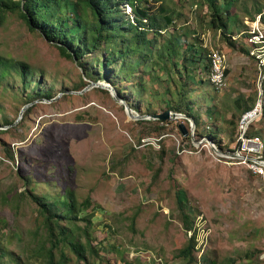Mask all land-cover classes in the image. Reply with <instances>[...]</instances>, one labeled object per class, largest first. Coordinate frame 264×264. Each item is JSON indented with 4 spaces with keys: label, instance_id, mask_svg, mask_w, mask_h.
Instances as JSON below:
<instances>
[{
    "label": "rangeland",
    "instance_id": "1",
    "mask_svg": "<svg viewBox=\"0 0 264 264\" xmlns=\"http://www.w3.org/2000/svg\"><path fill=\"white\" fill-rule=\"evenodd\" d=\"M199 1L163 0L154 2V9L164 2L176 10L178 30L190 27L189 40L195 38L212 57L214 52L222 56L225 83L218 86L211 72L204 73L192 97L203 126L222 128V148L184 113L146 118L158 125L131 117L127 104L141 114L170 110L159 82L146 81L144 99L129 86L119 90L123 82L113 84L111 75L97 81L105 87L97 85L83 63L63 55L57 42L32 31L17 13L0 16V55L30 66L27 88L19 72L0 80V129L9 128L0 132V218L7 221L1 237L29 264H45L37 252V232L43 235V230L37 205L19 199L26 184L18 173L71 185L80 200L92 199L96 217L90 230H96L100 253L91 258L95 264H150L155 257L164 264H185L178 253L194 232L197 264H264V142L247 134L264 129V19L257 13L260 6L264 13V0H239L234 6L239 22L230 37L233 44L208 27L207 7ZM126 11L134 15L131 7ZM85 60L89 70L96 67ZM84 81L87 86L75 89ZM45 87H53L56 96L40 97L29 109L27 94ZM210 95L222 115L208 122L203 101ZM239 97L245 104L256 99V113L249 118L251 110L241 113ZM5 116L15 120L13 125ZM180 189L195 216L190 231L181 219ZM67 251L70 264H78Z\"/></svg>",
    "mask_w": 264,
    "mask_h": 264
},
{
    "label": "trees",
    "instance_id": "2",
    "mask_svg": "<svg viewBox=\"0 0 264 264\" xmlns=\"http://www.w3.org/2000/svg\"><path fill=\"white\" fill-rule=\"evenodd\" d=\"M161 1L163 0H0V16L6 18L10 12L17 13L32 31L41 32L51 43L57 42L63 55L83 63L87 78L92 81L97 82L103 76L111 75L113 84H117L119 80L128 83L127 86L122 83L119 90L124 91L129 86L137 99H144L146 81L159 82L162 86L160 97L167 102L170 110L194 117L196 127L218 142L222 128L218 125L203 126L201 112L192 100L194 86L204 82V73H213L212 54L199 46L195 38L193 41L189 40L192 33L190 27L183 32L178 30L176 10H170L164 2L158 10L154 9V2ZM238 1H199L203 7H207L208 27L222 31L231 44L234 42L230 37L239 22L238 16L233 12ZM126 6L131 7L134 15L127 13ZM257 13L264 19L261 6ZM255 18L253 15L252 19ZM165 34L168 38L162 40ZM85 59H91L96 67L89 70ZM29 67L25 61L0 55V80L11 71L19 72L27 88ZM147 72L151 73L149 79L146 77ZM87 84L84 81L80 88L75 89H82ZM262 88L263 119L260 122L264 121V79ZM35 89L27 94L26 104L33 103L40 97L51 99L56 96L53 87ZM203 102L206 104L207 121L220 119L222 112L212 103L211 95ZM235 102L241 113L256 106V99L245 104L243 98L239 97ZM33 106L34 104L29 109ZM198 106L201 107V104ZM156 113L149 111L146 114ZM4 120L7 125H13L15 121L8 116ZM141 121L158 125L152 119ZM8 130L9 128L0 129V132ZM247 134L249 137L259 135L264 142L263 128H253ZM219 146L222 148L220 144ZM10 157L14 159V153H10ZM18 175L26 184V190L19 194V199L33 202L38 207L43 235L37 232V236L41 237L37 252L45 264H70L73 257L68 254L67 249L76 256L78 264H95L91 258L100 253L98 246L94 244L96 230H90L96 217L92 199L80 200L73 186H63L53 179L37 180L31 174ZM188 199L186 191L180 189L178 203L181 219L185 229L190 231L194 229L195 216L186 207ZM79 222H84V226H80ZM6 227L7 221L0 218V264H29L24 255L4 243L1 236ZM196 243L194 232L188 244L179 251L178 256L184 258L185 264L198 263ZM248 254L250 258L252 252Z\"/></svg>",
    "mask_w": 264,
    "mask_h": 264
},
{
    "label": "built area",
    "instance_id": "3",
    "mask_svg": "<svg viewBox=\"0 0 264 264\" xmlns=\"http://www.w3.org/2000/svg\"><path fill=\"white\" fill-rule=\"evenodd\" d=\"M213 65H214V70L212 73V80L214 81V83L218 86H221L225 83V71L222 70V56L219 52H214L213 54ZM256 110H251L250 112H247V114L250 113H256ZM150 264H164V262L162 261V258L159 257H155V258H151L150 259Z\"/></svg>",
    "mask_w": 264,
    "mask_h": 264
},
{
    "label": "water",
    "instance_id": "4",
    "mask_svg": "<svg viewBox=\"0 0 264 264\" xmlns=\"http://www.w3.org/2000/svg\"><path fill=\"white\" fill-rule=\"evenodd\" d=\"M95 84L101 85L99 82H95ZM101 86L102 87H105L104 85H101ZM35 102L36 101H34L33 103H29L30 104L29 107L32 104H34ZM126 107H127V110L129 112V114L131 115V117L137 118V119L154 118V119L166 120V119L171 118V117H176L178 115H180V116L182 115V113L174 112V111H171V110H167V111L162 112L160 114H158V113H156V114H145V113L144 114H141V113H139V112L136 111V114H135V113H133L134 109L129 104H127ZM181 128H182L184 134H186L187 133L186 128L183 125L181 126Z\"/></svg>",
    "mask_w": 264,
    "mask_h": 264
},
{
    "label": "bare ground",
    "instance_id": "5",
    "mask_svg": "<svg viewBox=\"0 0 264 264\" xmlns=\"http://www.w3.org/2000/svg\"><path fill=\"white\" fill-rule=\"evenodd\" d=\"M133 113H135V112L133 111ZM135 114H136V113H135ZM251 115H252V113L248 114L247 117L249 118Z\"/></svg>",
    "mask_w": 264,
    "mask_h": 264
}]
</instances>
